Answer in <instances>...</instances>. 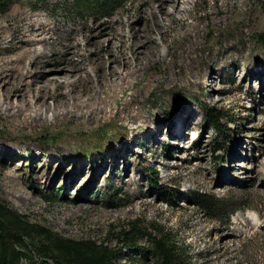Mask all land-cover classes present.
<instances>
[{"label": "rangeland", "instance_id": "374dc122", "mask_svg": "<svg viewBox=\"0 0 264 264\" xmlns=\"http://www.w3.org/2000/svg\"><path fill=\"white\" fill-rule=\"evenodd\" d=\"M80 1L11 0L0 12V75L10 88L29 79L38 52L61 59L64 44L45 48L38 37L78 44L72 59L80 60V47L95 33L106 58L108 37L128 42L151 27L154 53L139 75H120L105 88L86 59L79 80L50 81L39 99L35 84L22 98L3 101L8 83L0 84V199L76 240L109 241L110 231L138 219L189 246L192 264H264V10L251 0L227 1L226 14L211 22L207 5L223 0H194L186 18L164 21L174 27L165 34L151 26L144 0H126L106 16ZM193 24L201 30L191 47ZM10 59L25 62L18 79ZM46 67L32 78L56 74ZM164 71L178 80L162 82ZM63 89L66 95L57 94ZM204 104L221 109L229 134L223 140L204 124ZM198 194L225 209L197 205Z\"/></svg>", "mask_w": 264, "mask_h": 264}, {"label": "trees", "instance_id": "16d2710c", "mask_svg": "<svg viewBox=\"0 0 264 264\" xmlns=\"http://www.w3.org/2000/svg\"><path fill=\"white\" fill-rule=\"evenodd\" d=\"M10 1L0 0V12L10 7ZM90 2L81 0L79 5L106 16L110 9L124 4L126 0ZM251 5L264 10V0H251ZM202 112L204 124L219 139L229 135L223 130L220 108L204 104ZM151 174L154 175L153 171L148 172L150 184L158 185L156 177L153 179ZM194 201L204 208L211 205L217 210L225 209L206 195L198 194ZM110 234L109 241L64 237L30 221L17 213L7 201L0 199V264H21L23 260L28 264H122L120 259L128 260L129 264H192L190 247L184 242L179 244L168 229L152 222L148 225L138 219L129 220L125 226L110 231Z\"/></svg>", "mask_w": 264, "mask_h": 264}, {"label": "bare ground", "instance_id": "6f19581e", "mask_svg": "<svg viewBox=\"0 0 264 264\" xmlns=\"http://www.w3.org/2000/svg\"><path fill=\"white\" fill-rule=\"evenodd\" d=\"M193 1L194 0H144L142 1V4L144 6V9L148 10V13L146 12L145 13L149 15L151 26L157 28L158 30L166 34L169 28H174V27L173 25H167V24L166 25L168 27L164 26V21L169 20L168 22H170V20H174L177 14H179L180 19L186 18L189 10L187 5L190 2L192 3ZM227 1L234 3L236 0H223L220 3L214 2L212 5H207L205 17L210 19L211 22L220 21L221 16L225 15L226 12L228 11ZM192 26H193V31L188 33V36L186 38V46L189 45L191 47H194L197 39V34L200 33L201 27L197 24H193ZM36 30L39 31L38 36H42V34L46 32L45 31L46 29H44L41 26L38 27V29ZM138 33H139L138 35L131 33L128 42H126L124 36H121L123 39L121 37L119 38L108 37L107 44L105 45V49H104L107 53L106 58H104L99 52L102 49L100 48L101 38H99L98 35L94 33L93 37L91 38V41L85 40V42H83L82 44L83 46L81 47L79 46L81 49L80 60L72 59V55L76 52L75 48L78 47V44L73 43L72 41L66 43L63 42L62 39H59L58 37L55 38L51 35L47 38L38 37L39 39H37V41H45V43L47 44L45 48H49V45L53 44L54 42H57L58 45L64 44V47H62L63 50L61 51L62 53L61 59L55 58L53 54L48 58H44L45 52L44 51L38 52L37 53L38 55L35 54L36 57L35 59H33L31 63V67H33V69L32 70L27 69L26 77L29 79L26 81L24 80L25 82L22 84L15 83L16 82L15 80L14 86L11 88H10L11 82L9 83V81L6 79L8 76L6 77L5 75H3L1 77L2 75L1 74L0 84L4 85L8 83L7 87L2 88V92H5L3 94H6L4 97H2V100L11 103L12 100H15L16 98H22L28 92L27 90H29V88L26 87L27 86L30 87L35 84H38L39 90L38 92H36L37 91L36 90L33 96L37 99H39L42 96V92L45 90L46 86L50 81H55L57 86L59 85L66 86L67 84H71V83L73 84L74 79L76 82V80H79L81 78V75L79 73H81L82 70L85 71V65H84L85 59L88 60L89 63L92 65V69L95 72V80L97 83V87L99 88H105L107 86L108 81L110 82L111 85H115L120 75L123 76L124 79L129 76L130 77L137 76L140 74V70L142 69V60L145 58L146 61L148 62L154 53L153 48L155 47V39L151 34V27H148L147 31L145 30L143 31L142 29H139ZM116 40L118 41L117 44H116ZM91 45L94 47V49L89 48ZM126 50H129V54L126 52ZM26 57L27 54L24 55V58ZM105 59H107L108 61L107 64L106 62L104 63ZM9 63L13 65L8 69H11L14 75L17 76L16 79H18L20 76V70L25 67V62H22L21 65L17 66L16 61L14 59L12 60L10 59ZM42 64H46L49 67V68L46 67L47 68L46 74H50L53 72L56 74L49 76L47 75L46 77L45 73H42V75L40 76V78L43 77L42 79H37L36 77L35 79H33L32 76L33 75L36 76V74L39 72L38 69L40 66H42ZM58 72H60L61 75H59ZM84 79L87 83V88L88 87L92 88L93 86L92 76H90L86 72L84 75ZM176 80L178 79H176L175 76H169L167 72L164 71L162 82H174ZM143 85L146 86L145 83H143ZM57 94L66 95L67 93H65L63 89L60 90V92H58ZM190 115L191 114L189 113V111H185L181 116V123L184 122L185 124H187V120L189 119ZM263 227L264 226H262V228Z\"/></svg>", "mask_w": 264, "mask_h": 264}]
</instances>
